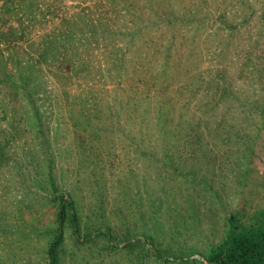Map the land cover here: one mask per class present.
<instances>
[{
  "label": "rangeland",
  "instance_id": "374dc122",
  "mask_svg": "<svg viewBox=\"0 0 264 264\" xmlns=\"http://www.w3.org/2000/svg\"><path fill=\"white\" fill-rule=\"evenodd\" d=\"M11 1L0 264H50L60 197V264H211L264 212V0Z\"/></svg>",
  "mask_w": 264,
  "mask_h": 264
},
{
  "label": "trees",
  "instance_id": "16d2710c",
  "mask_svg": "<svg viewBox=\"0 0 264 264\" xmlns=\"http://www.w3.org/2000/svg\"><path fill=\"white\" fill-rule=\"evenodd\" d=\"M7 1L11 5L12 1ZM230 221L231 229L226 240L212 252L209 262L211 264H264V212L258 215L251 226L237 225L235 218ZM67 222L70 223L76 239L81 240L80 218L75 201L71 197H60L57 228L48 250L50 264H60L59 253L64 244V230ZM94 236L109 237V234L98 232ZM94 236H89L86 240ZM157 257L164 260L161 255Z\"/></svg>",
  "mask_w": 264,
  "mask_h": 264
}]
</instances>
